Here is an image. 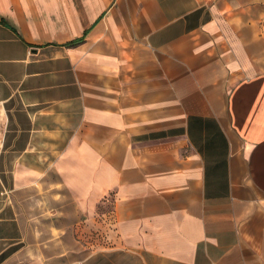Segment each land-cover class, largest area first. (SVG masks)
<instances>
[{
  "label": "crops",
  "instance_id": "obj_1",
  "mask_svg": "<svg viewBox=\"0 0 264 264\" xmlns=\"http://www.w3.org/2000/svg\"><path fill=\"white\" fill-rule=\"evenodd\" d=\"M261 2L0 0V264H264Z\"/></svg>",
  "mask_w": 264,
  "mask_h": 264
},
{
  "label": "rangeland",
  "instance_id": "obj_2",
  "mask_svg": "<svg viewBox=\"0 0 264 264\" xmlns=\"http://www.w3.org/2000/svg\"><path fill=\"white\" fill-rule=\"evenodd\" d=\"M260 16L258 15L256 17L257 23L260 24V50L258 51V48H255V51L260 52V59L258 65L261 69V71H264V0H262L260 4ZM55 183H46L42 184L41 186L34 187L35 190H28V191H22L18 193V198L20 195V198L22 199V206L19 208L18 202L13 206L14 201L12 199V194L9 192V194H4V196L0 197V206H5L3 212L0 213V215L6 216V217H15V216H22V229L24 231H37V232H43L45 230V221L47 218H49L51 215L57 214V212H60V208H51V200H59L61 199L60 191L58 190L59 187H55ZM52 185L54 187H52ZM10 195V198L8 197ZM17 198V199H18ZM112 195L108 197V201H111ZM16 202V201H15ZM110 207V203H106L99 207V212L107 211ZM70 212L74 210L67 209ZM75 214V213H74ZM13 230L12 229H6V233L9 234ZM16 231V230H15ZM6 238H9L7 235ZM37 240L36 242H38ZM6 244L11 243V240L7 239Z\"/></svg>",
  "mask_w": 264,
  "mask_h": 264
}]
</instances>
